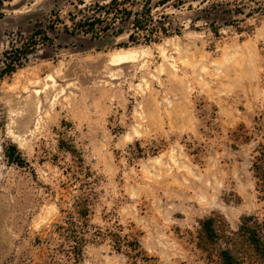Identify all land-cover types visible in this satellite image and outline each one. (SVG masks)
Listing matches in <instances>:
<instances>
[{
    "label": "rangeland",
    "instance_id": "374dc122",
    "mask_svg": "<svg viewBox=\"0 0 264 264\" xmlns=\"http://www.w3.org/2000/svg\"><path fill=\"white\" fill-rule=\"evenodd\" d=\"M68 216L79 264H264V0H3L0 264H76Z\"/></svg>",
    "mask_w": 264,
    "mask_h": 264
},
{
    "label": "trees",
    "instance_id": "16d2710c",
    "mask_svg": "<svg viewBox=\"0 0 264 264\" xmlns=\"http://www.w3.org/2000/svg\"><path fill=\"white\" fill-rule=\"evenodd\" d=\"M178 2H185L188 0H177ZM3 5V0H0V7ZM115 5V4H114ZM122 6V5H120ZM117 7H119V5H117ZM129 18L131 17V14L128 13ZM138 23L134 24V28L136 30H144L142 28H144L142 25H140V21H137ZM93 27V26H92ZM91 32V29L86 31ZM130 40L134 39L133 35H130ZM18 62H20L18 59H12L11 63L8 65V70L6 71V74H12L16 71V67L18 66ZM3 74V73H2ZM61 148H64V150L68 151L69 153H71L72 155L76 156L78 154V150L76 149V147L70 143L69 141H62L61 143ZM6 151V156L7 158L12 162L17 164L20 167H24L26 165V161L24 160V158L22 157V155L20 154L18 148L16 146H12L8 149L5 150ZM86 205V200H83L82 202L78 203L77 207V215L82 219V220H86L88 215H89V208ZM211 221H207L204 226L208 223H210ZM65 224L67 225V227L64 226H59L58 229L62 230V231H68L69 234V238L70 241H72V245H71V252L70 254L72 255V257L74 258V263L79 264V261L82 258V248L83 245L86 242V239L84 238V223L81 222V227L76 223V220L73 216H68L67 221L65 222ZM248 233L250 234V238L252 241H261L260 238L258 237V233L256 231H252L249 230ZM101 232H98V237H102L103 234L101 235ZM211 234L213 235L214 233L211 231ZM108 235L110 237H112L115 241V245L118 246V244H121V241H128L124 238H122L118 233L110 231L108 233ZM120 241V243L118 242ZM127 244H131L130 242H128ZM120 247V246H119ZM224 258H226L224 256ZM226 264H232V259L231 258H227L226 259Z\"/></svg>",
    "mask_w": 264,
    "mask_h": 264
},
{
    "label": "bare ground",
    "instance_id": "6f19581e",
    "mask_svg": "<svg viewBox=\"0 0 264 264\" xmlns=\"http://www.w3.org/2000/svg\"><path fill=\"white\" fill-rule=\"evenodd\" d=\"M122 63H124V62H122Z\"/></svg>",
    "mask_w": 264,
    "mask_h": 264
}]
</instances>
